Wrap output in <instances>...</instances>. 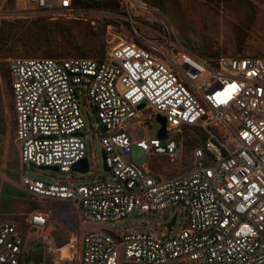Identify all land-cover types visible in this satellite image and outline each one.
Instances as JSON below:
<instances>
[{
	"label": "built area",
	"instance_id": "obj_1",
	"mask_svg": "<svg viewBox=\"0 0 264 264\" xmlns=\"http://www.w3.org/2000/svg\"><path fill=\"white\" fill-rule=\"evenodd\" d=\"M93 1L106 0H11L50 20ZM8 69L21 185L36 198L75 206L82 225L77 264H264V56L177 60L157 46L123 42L103 59L13 57ZM82 92L105 128L104 166L114 180L73 185L31 178L28 165L71 173L88 160ZM152 112L166 119V139L158 137L159 122L152 137L141 120ZM136 118L146 136L135 145L172 165L183 161L178 133L204 130L192 167L170 174L133 161L127 129ZM135 210L185 211L186 220L178 228L174 214L161 233L83 230L90 222L119 224ZM26 220L29 233L49 226V215L39 210ZM26 241L16 222H2L0 264H27Z\"/></svg>",
	"mask_w": 264,
	"mask_h": 264
},
{
	"label": "rangeland",
	"instance_id": "obj_2",
	"mask_svg": "<svg viewBox=\"0 0 264 264\" xmlns=\"http://www.w3.org/2000/svg\"><path fill=\"white\" fill-rule=\"evenodd\" d=\"M101 6H82L75 14H62L55 20L34 9H21L11 0H0V113L7 122L4 137L0 136V225L16 222L27 236V264H77L78 243L82 225L73 204L42 200L32 196L21 185L20 152L15 136V113L12 104L9 59L85 57L103 59L112 47L123 42L153 45L169 57L181 59L183 54L216 63L221 56H264V0H106ZM59 22L58 27L45 25ZM89 132L86 136L90 170L62 173L53 169L25 167L31 178L70 182L73 185L92 180L113 179L106 171L101 144V127L95 107L85 93H80ZM155 113H146L141 120L156 136L160 124ZM0 116H2L0 114ZM134 119V128L127 132L132 139L131 158L138 164L151 162L155 169L170 174L192 167L194 147L205 139L204 130L185 128L178 133L184 141L183 161L172 165L161 157H150L135 143L146 132ZM100 174L101 176H99ZM34 210L49 215V226L43 231L31 229L27 223ZM140 213L135 210L119 224L90 222L85 232L104 231L112 235L124 232L161 233L168 229L174 214ZM177 227L186 220L179 212ZM71 242L75 247L69 246ZM41 245L40 249L38 246ZM74 252V257H67ZM122 264H139L127 262Z\"/></svg>",
	"mask_w": 264,
	"mask_h": 264
},
{
	"label": "water",
	"instance_id": "obj_3",
	"mask_svg": "<svg viewBox=\"0 0 264 264\" xmlns=\"http://www.w3.org/2000/svg\"><path fill=\"white\" fill-rule=\"evenodd\" d=\"M142 107H143V105L140 106V108H142ZM156 121L159 122L162 125V129L159 132L158 137L160 139H166L167 138L166 119L163 116H161V115H157ZM101 131L102 132H105V128L102 127L101 128ZM83 136H84V134H83ZM103 156L105 157V154H103ZM88 168H89L88 160L87 159H84V160L80 161L79 163H77V164H75L73 166V171H75V172H81V173H86L88 171ZM41 169H53V170L59 171V167H57V166H53V167H42ZM105 169H106V171L109 170L108 168H105Z\"/></svg>",
	"mask_w": 264,
	"mask_h": 264
},
{
	"label": "trees",
	"instance_id": "obj_4",
	"mask_svg": "<svg viewBox=\"0 0 264 264\" xmlns=\"http://www.w3.org/2000/svg\"><path fill=\"white\" fill-rule=\"evenodd\" d=\"M104 4H108V2H105V1H93V2H84V3L81 2V6H93V5L101 6V5H104ZM59 24H60L59 22L50 21V22H47L45 25L52 26V27L55 28V27H58ZM1 111L2 112L0 114L2 116H0V136L4 137L5 132H6L7 122H6V119L4 117L3 109H1Z\"/></svg>",
	"mask_w": 264,
	"mask_h": 264
},
{
	"label": "bare ground",
	"instance_id": "obj_5",
	"mask_svg": "<svg viewBox=\"0 0 264 264\" xmlns=\"http://www.w3.org/2000/svg\"><path fill=\"white\" fill-rule=\"evenodd\" d=\"M182 57H186V58H188L189 55H188V54H183ZM68 247H73V249H74L75 245H74L73 242H71V244H69V246H67V247L64 248L65 251L68 249ZM67 257H70L71 259H73V257H74V252H71V254H68Z\"/></svg>",
	"mask_w": 264,
	"mask_h": 264
},
{
	"label": "flooded vegetation",
	"instance_id": "obj_6",
	"mask_svg": "<svg viewBox=\"0 0 264 264\" xmlns=\"http://www.w3.org/2000/svg\"><path fill=\"white\" fill-rule=\"evenodd\" d=\"M35 246H36V247L38 246V248L40 249V246H41V245H35Z\"/></svg>",
	"mask_w": 264,
	"mask_h": 264
}]
</instances>
